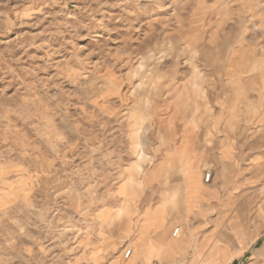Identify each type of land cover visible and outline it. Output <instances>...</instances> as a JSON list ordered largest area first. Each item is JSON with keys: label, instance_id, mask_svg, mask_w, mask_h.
Returning a JSON list of instances; mask_svg holds the SVG:
<instances>
[{"label": "rangeland", "instance_id": "1", "mask_svg": "<svg viewBox=\"0 0 264 264\" xmlns=\"http://www.w3.org/2000/svg\"><path fill=\"white\" fill-rule=\"evenodd\" d=\"M139 252L264 264V0H0V264Z\"/></svg>", "mask_w": 264, "mask_h": 264}, {"label": "crops", "instance_id": "2", "mask_svg": "<svg viewBox=\"0 0 264 264\" xmlns=\"http://www.w3.org/2000/svg\"><path fill=\"white\" fill-rule=\"evenodd\" d=\"M204 180H205V177H204ZM206 182V181H205ZM159 237H160V235H158V234H153V233H150V234H148V236L146 237V240L143 242V244H147L148 243V239H159ZM128 249H131L132 250V252H131V254H130V256L128 257V258H126L125 257V253H124V258L125 259H129V258H131V256H133L134 255V250L132 249V248H127L126 250H128ZM126 250H125V252H126ZM141 252V251H140ZM139 252V254H138V256L135 258V260L134 261H131L129 264H150V263H154V262H160L161 263V261H160V259L159 258H156V257H154V258H152V260L148 263V262H145V261H143L142 260V255H141V253ZM149 252V251H148ZM137 254V253H136ZM150 254L151 255H149V257H152V255H153V251H151L150 252Z\"/></svg>", "mask_w": 264, "mask_h": 264}, {"label": "built area", "instance_id": "3", "mask_svg": "<svg viewBox=\"0 0 264 264\" xmlns=\"http://www.w3.org/2000/svg\"><path fill=\"white\" fill-rule=\"evenodd\" d=\"M210 179H211V172H207L205 174V181L209 182ZM180 233H181V228L179 226H177L174 228L172 235H173V237H178ZM131 252H132L131 249L126 250L125 257L128 258L130 256Z\"/></svg>", "mask_w": 264, "mask_h": 264}, {"label": "bare ground", "instance_id": "4", "mask_svg": "<svg viewBox=\"0 0 264 264\" xmlns=\"http://www.w3.org/2000/svg\"><path fill=\"white\" fill-rule=\"evenodd\" d=\"M140 155V154H139ZM130 179V178H129ZM128 179V180H129ZM132 183V179L128 181V184H131ZM180 227V226H179ZM181 228V227H180ZM182 230V229H181ZM180 235V234H179Z\"/></svg>", "mask_w": 264, "mask_h": 264}]
</instances>
